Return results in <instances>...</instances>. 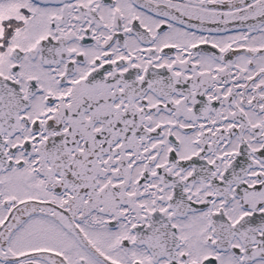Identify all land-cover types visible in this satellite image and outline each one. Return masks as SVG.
<instances>
[{"label": "snow or ice", "instance_id": "1", "mask_svg": "<svg viewBox=\"0 0 264 264\" xmlns=\"http://www.w3.org/2000/svg\"><path fill=\"white\" fill-rule=\"evenodd\" d=\"M0 264H264V0H0Z\"/></svg>", "mask_w": 264, "mask_h": 264}]
</instances>
